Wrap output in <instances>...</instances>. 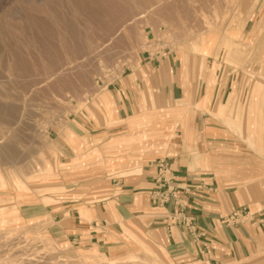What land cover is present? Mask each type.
I'll use <instances>...</instances> for the list:
<instances>
[{"label":"rangeland","instance_id":"374dc122","mask_svg":"<svg viewBox=\"0 0 264 264\" xmlns=\"http://www.w3.org/2000/svg\"><path fill=\"white\" fill-rule=\"evenodd\" d=\"M233 1L0 0V208L14 203L22 217L0 231V256L11 260L38 252L34 264H146L135 256L113 261L80 250L53 231L68 206L80 215L81 207L102 198L89 194L85 184H71L73 175L87 163L109 173L130 172L142 158L162 154L165 136L149 127L179 117L182 109H148L141 102L126 119L130 132L107 140L106 158L103 148L85 151L87 139L81 136L88 135L90 121L94 132L106 122L109 129L118 126L112 119L119 97L108 89L151 59L166 57L173 65L180 60L195 79L199 70L211 68L215 82L218 70L222 81L248 83L256 95L259 80L264 82V0L249 21L244 19L249 3L243 9L245 4ZM227 45L236 53L229 55ZM48 165L54 169L43 177ZM15 178L31 193L12 200L8 192ZM33 255L30 263L15 258L32 264Z\"/></svg>","mask_w":264,"mask_h":264},{"label":"crops","instance_id":"0c3cea01","mask_svg":"<svg viewBox=\"0 0 264 264\" xmlns=\"http://www.w3.org/2000/svg\"><path fill=\"white\" fill-rule=\"evenodd\" d=\"M177 63L151 59L139 65L141 73L130 71L108 89L119 97L112 119L118 126L109 129L106 122L94 132L90 121L88 135L81 136L85 151L103 148L106 158L107 140L130 132L126 119L141 102L148 109H182L179 117L149 127L165 136L164 152L125 173L85 164L70 183L85 184L102 198L87 207L86 220L68 206L53 233L113 261L135 256L146 264H264V82L251 96L248 83L222 81L218 70L214 82L211 68L195 79ZM160 158L170 163L178 195L163 205L151 195L153 162Z\"/></svg>","mask_w":264,"mask_h":264},{"label":"bare ground","instance_id":"6f19581e","mask_svg":"<svg viewBox=\"0 0 264 264\" xmlns=\"http://www.w3.org/2000/svg\"><path fill=\"white\" fill-rule=\"evenodd\" d=\"M11 1H13V0H11ZM234 3H237L238 4V2L240 3V5L241 4H245L246 6H244L243 7V9L246 7H248L249 8V6L247 5L248 3H249V5H250V8L249 9H247V10H245L246 12H245V14H244V19L245 20H247V21H249L250 20V18H251V15H252V13H253V11L256 9V7H257V5H258V3L260 2V0H235V1H233ZM12 5H10V7H11ZM264 20V18L262 19V21ZM260 23H262L261 21H260ZM259 22H258V25H260V27H261V24H260ZM263 25V24H262ZM203 41V40H202ZM200 42V41H199ZM141 43V42H140ZM200 44V43H199ZM227 51H228V54L229 55H232V54H235L236 53V49H234V48H231V47H229V45H227ZM187 58V57H186ZM185 61H186V59H185ZM90 85H92V87L94 86V84H93V82L91 81V79H90ZM229 125V124H228ZM95 155L96 156H98V155H100L98 152H96L95 153ZM54 169V167L53 166H51V165H48V166H45L42 170L44 171L43 173H42V176L43 177H45V175H46V171H51V170H53ZM85 169V168H84ZM83 169V170H84ZM76 171H78V170H76ZM11 187H12V191L11 192H8L9 193V195H10V197H11V199L12 200H14L15 198H16V196H20L21 195V193L23 192V191H28V192H30L31 193V190L28 188V186L26 185V184H23V182L21 181V180H19L18 178H15L14 180H13V182L11 183ZM1 191L2 192H6V191H8V188L6 187V188H4L3 186H2V188H1ZM33 200L35 199V197L34 198H32ZM47 199V198H46ZM49 199V198H48ZM47 201V200H46ZM14 204V203H13ZM13 204H12V206H10V207H3V208H0V231H2V230H5L4 229V227H6V226H8V225H18L21 221H22V217L19 215V214H16L17 212H19L18 210H17V212H15V210H14V207L15 206H13ZM17 208V207H16ZM18 209V208H17ZM79 211H80V215H81V219H88V216H89V210L87 209V208H83V207H81L80 209H79ZM83 223H85V222H83ZM86 224V223H85ZM84 224V225H85ZM76 225V224H75ZM82 225V224H81ZM63 229V228H62ZM24 236V235H23ZM3 239H5L4 237H2ZM18 238V237H17ZM21 238V237H20ZM24 238V237H23ZM27 238V237H26ZM34 238V237H33ZM11 239V237L9 238V239H7V240H10ZM15 239H16V237H15ZM15 239H13V240H15ZM32 239V238H31ZM36 239V238H35ZM34 239V240H35ZM7 240H6V242H7ZM24 240V239H23ZM28 240V239H27ZM37 240V239H36ZM53 240V239H52ZM1 241H3V240H0V244L1 243H3V242H1ZM16 241V240H15ZM20 241H22V240H20ZM26 240H24V241H22V243L23 242H25ZM10 242H12V240L10 241ZM30 242V241H29ZM35 242V241H34ZM9 243V242H8ZM14 243V242H13ZM18 243H21V242H19L18 241ZM21 243V244H22ZM53 243V242H52ZM7 244V243H6ZM21 244H19V245H21ZM47 244V243H46ZM51 244V243H50ZM54 244V243H53ZM2 245V244H1ZM9 245H11V244H9ZM15 245V244H14ZM17 245V244H16ZM15 245V246H16ZM18 245V246H19ZM24 245V244H23ZM33 245V244H32ZM3 246V245H2ZM2 246H0L1 247V249L0 250H2L3 249V247ZM12 246H13V244H12ZM11 246V247H12ZM18 246H17V249H19L20 247H22V246H19V248H18ZM25 246H26V244H25ZM34 246V245H33ZM57 246V245H56ZM10 247V246H9ZM29 247H32V246H30L29 245ZM49 247V246H48ZM47 247V248H48ZM5 248H8V247H5ZM23 248H26V247H23ZM50 248V247H49ZM52 248V247H51ZM50 248V249H51ZM13 249H15L16 250V248H13ZM27 249V248H26ZM26 249H24V251H26ZM53 250H54V247L52 248ZM4 250H6V249H4ZM8 250V249H7ZM11 250V249H10ZM33 250V249H32ZM52 250V251H53ZM149 250V249H148ZM12 251V250H11ZM28 251V250H27ZM29 251H31V249L29 248ZM36 251V250H35ZM34 251V252H35ZM46 251H48V250H45V252H44V250H43V252H44V254H46L47 252ZM1 252V251H0ZM2 252H3V250H2ZM14 252V251H13ZM22 252V251H21ZM43 252H41V254L43 253ZM155 252V251H154ZM4 253V252H3ZM7 253V252H6ZM14 253H16V251L14 252ZM32 253V252H31ZM0 254H2V253H0ZM8 254V253H7ZM11 254V253H10ZM23 254H26V252H23ZM23 254H21V255H23ZM34 253H32V254H30V252L28 253V254H26V256L25 257H27V255H28V257H29V255H33ZM44 254H42V255H44ZM53 254V253H52ZM5 255V254H4ZM18 255V254H17ZM37 256L38 255V252H37V254H34L33 256H31V261H32V264H34L33 263V259H32V257L34 258V256ZM50 255V254H49ZM55 255V254H54ZM53 255V256H54ZM19 256H20V254H19ZM19 256H17L16 257V255H15V257L18 259V257ZM0 257H3V255L2 256H0ZM11 258V260H9V259H5V257H3V259L2 258H0V264H9L11 261H12V259L14 260V259H16V258ZM21 257V256H20ZM19 257V258H20ZM23 257V256H22ZM21 257V259H23ZM27 257V258H28ZM38 257H41V256H38ZM38 257H36V258H38ZM50 257V256H49ZM27 258H24L26 261H28L27 260ZM35 258V259H36ZM48 258V257H47ZM16 259V262H14V263H16L17 264V260ZM41 259H43V257H41ZM40 259V260H41ZM25 260H20L19 259V261H22V263L21 262H19L18 261V264L20 263V264H25ZM39 260V258L37 259V261ZM47 260V259H46ZM15 261V260H14ZM25 261V262H24ZM35 261V260H34ZM36 261V262H37ZM29 262V261H28ZM110 262V261H109ZM11 263H13V262H11ZM30 263V262H29ZM108 263V262H107ZM28 264V263H27Z\"/></svg>","mask_w":264,"mask_h":264},{"label":"built area","instance_id":"2783aa9c","mask_svg":"<svg viewBox=\"0 0 264 264\" xmlns=\"http://www.w3.org/2000/svg\"><path fill=\"white\" fill-rule=\"evenodd\" d=\"M156 171L155 186L152 190V199L159 205L177 199V191L172 186L173 171L167 159L160 158L153 162ZM232 217H236L233 213Z\"/></svg>","mask_w":264,"mask_h":264}]
</instances>
